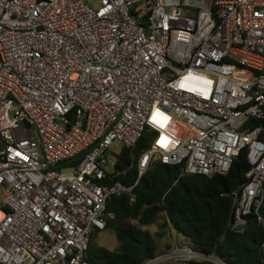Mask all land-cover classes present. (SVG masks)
<instances>
[{"label": "built area", "instance_id": "2783aa9c", "mask_svg": "<svg viewBox=\"0 0 264 264\" xmlns=\"http://www.w3.org/2000/svg\"><path fill=\"white\" fill-rule=\"evenodd\" d=\"M263 123L264 0H0V264H90L156 161L211 176L248 150L230 227L264 228ZM149 130L137 183L105 184ZM168 260L230 264L190 246L146 264Z\"/></svg>", "mask_w": 264, "mask_h": 264}, {"label": "trees", "instance_id": "16d2710c", "mask_svg": "<svg viewBox=\"0 0 264 264\" xmlns=\"http://www.w3.org/2000/svg\"><path fill=\"white\" fill-rule=\"evenodd\" d=\"M154 136V131H146L132 148H123L104 183L134 186L139 178V159L150 149ZM83 158L84 155H79L55 169L65 164L77 166ZM250 168L246 149L234 159L229 172L211 176L183 174L181 166L153 162L131 192H124L108 203V210L116 218L106 230L115 233L120 250L99 246L96 234L91 238L87 260L90 264H146L161 252L149 227L163 218L161 229L164 234L168 229L170 238L165 252L184 248L179 238L172 241V235L179 234L189 240L190 247L230 264H264V228L258 216L254 213L247 216L244 233H235L230 227L234 194L247 182ZM260 214L264 217V208Z\"/></svg>", "mask_w": 264, "mask_h": 264}, {"label": "rangeland", "instance_id": "374dc122", "mask_svg": "<svg viewBox=\"0 0 264 264\" xmlns=\"http://www.w3.org/2000/svg\"><path fill=\"white\" fill-rule=\"evenodd\" d=\"M86 3L92 8L97 10L98 8L101 7L102 4V0H86ZM163 222V218H161L159 220V222L155 225H152L149 227V230L153 233V235L155 236V240L158 243V245L161 247V252L159 254H165V247L166 245L169 243V236H168V229L165 230V234H164V229H161V224ZM167 233V234H166ZM160 234H162L163 236L161 237ZM96 235V234H95ZM177 236L179 237V240L182 241V243H184L185 245H190V242L187 238H185L182 235L177 234ZM176 234L172 235V241L176 242V238H177ZM174 239V240H173ZM95 242L102 247H105L109 250L112 251H119L120 247H121V243L119 242V240L117 239V236L115 235V233H113L112 231H108L105 230L103 232L97 233V235L95 236ZM178 262H176L175 260H168L164 263L161 264H177Z\"/></svg>", "mask_w": 264, "mask_h": 264}, {"label": "crops", "instance_id": "0c3cea01", "mask_svg": "<svg viewBox=\"0 0 264 264\" xmlns=\"http://www.w3.org/2000/svg\"><path fill=\"white\" fill-rule=\"evenodd\" d=\"M177 236V235H176ZM179 237L177 236L176 240L178 239ZM182 242V241H181ZM183 244V247H189L190 245H185L184 243Z\"/></svg>", "mask_w": 264, "mask_h": 264}]
</instances>
